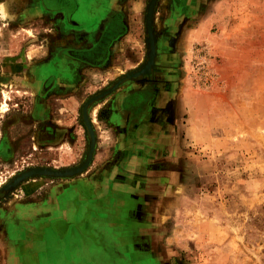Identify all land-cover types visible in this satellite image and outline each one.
<instances>
[{"label": "rangeland", "instance_id": "374dc122", "mask_svg": "<svg viewBox=\"0 0 264 264\" xmlns=\"http://www.w3.org/2000/svg\"><path fill=\"white\" fill-rule=\"evenodd\" d=\"M150 2L120 5L128 33L107 66H83L77 91L41 101L37 65L94 38L67 33L61 17L40 15L37 0H0L8 12H0V264H264V0H157L147 71ZM130 106L138 108L127 140L125 130L110 131L107 109ZM43 107L58 116L54 138L42 132L50 144L40 139ZM85 109L96 138L89 166L13 184L29 170L86 162ZM127 154L116 167L129 176L118 178L113 238L92 220L97 175ZM55 199L72 205L74 219L90 217L89 228L74 223L61 236L62 211L43 216ZM13 235L26 243L11 256ZM35 235L48 246H34Z\"/></svg>", "mask_w": 264, "mask_h": 264}, {"label": "flooded vegetation", "instance_id": "af4514ba", "mask_svg": "<svg viewBox=\"0 0 264 264\" xmlns=\"http://www.w3.org/2000/svg\"><path fill=\"white\" fill-rule=\"evenodd\" d=\"M131 0H39L37 9L39 13L49 16H59L67 31L74 33H85L89 39L94 38L87 47H71L61 53V57H51L48 62L42 63L38 70L33 89L36 97L41 101H47L53 96H63L78 90L84 80V67L101 71L107 66L113 46L125 37L128 33L127 20L120 5ZM90 41V40H89ZM83 67V68H82ZM151 75V74H150ZM57 86V87H56ZM137 106H130L119 109L121 117L119 120L129 138L128 131L131 127L130 115L136 113ZM43 107L42 116L37 119L40 128L41 138L45 144H50L52 137L42 133L45 130H56L55 123L58 121L57 114L53 109ZM125 119L126 121L124 122ZM53 138L55 132L53 131ZM53 140V139H52ZM127 150V148H126ZM127 155L120 159L125 160ZM120 160V161H122ZM121 167V166H120ZM118 172L123 178L128 177V173L123 170ZM123 172L125 174H123Z\"/></svg>", "mask_w": 264, "mask_h": 264}, {"label": "crops", "instance_id": "0c3cea01", "mask_svg": "<svg viewBox=\"0 0 264 264\" xmlns=\"http://www.w3.org/2000/svg\"><path fill=\"white\" fill-rule=\"evenodd\" d=\"M99 4H101V0H98ZM39 2V0H37V3ZM42 15V14H40ZM67 33H70V31H67ZM72 33H74L72 31ZM123 39V38H121ZM49 61V60H48ZM47 60L45 62H48ZM43 62V63H45ZM42 63H39L37 65V69H36V75L38 78V70L39 67L41 66ZM40 65V66H39ZM57 87V86H56ZM108 111V115H109V120L107 122L108 125H111V129L110 131L114 132H120V131H124L126 130V128H124L122 126L123 123L120 122L119 117H121V111L115 107H113V110L107 109ZM99 112V111H98ZM101 113V111H100ZM121 157H118L117 155L115 157H113L110 161L108 165H106L104 167L103 170L99 171V175H97L100 179L101 177V184L99 185L100 190L97 192V195L99 196L98 201H101V206H99L96 209L95 215H97L96 218L92 219L94 220V222H98V226L99 227V231L101 232V229H105L106 233H108L107 235H111L113 238H115L117 236V231L115 230V226H116V211L120 208L121 209V201L118 199V191L119 189H117L118 187V183L119 180L118 178H121V174H119L116 171V167H117V162L122 160L120 159ZM105 162V161H104ZM97 178V180H99ZM99 183V182H98ZM121 189V187H120ZM118 190V191H117ZM123 190V189H122ZM54 203V207L52 205L49 204L48 207H46L45 209H43L44 212H46L43 216H46L47 212H48V216L52 217L55 215L56 219L58 218V210L62 211L63 216L60 217L59 219H57V221L54 223V226L56 228V230L59 232V234L61 236L64 235H68L70 236L71 232L70 230L72 229L73 224H77L78 222H80L78 224V226L81 224V228H83L84 230L86 228H89V226H87V222L92 221L89 218L86 217V219H84V216L80 218V221H78L77 219L73 218V207L70 204H66L64 205L63 208V204H59V202L57 201V199H55ZM85 204V202H84ZM84 204H82V207L79 209H82V211L84 210ZM58 206H61V208H59ZM53 207V208H52ZM114 211L113 213L111 211ZM77 212V210H76ZM101 213H107L109 215L108 218H106V220H102L101 222ZM87 226V227H86ZM107 228V229H106ZM109 229V230H108ZM56 233V231H54ZM70 233V234H69ZM57 234V233H56ZM37 236L39 237V235H35V237H33V242H34V246H42L41 243H44L46 246L47 240L45 239V241H42V237H39V239L37 238ZM112 238V242H115ZM26 243V239H20L19 237L13 235L10 237L9 240V251L11 253V256L13 255V250L18 247V245L24 244ZM48 246V243H47ZM22 247H25V245H23ZM47 250V249H46ZM13 258V257H12Z\"/></svg>", "mask_w": 264, "mask_h": 264}, {"label": "water", "instance_id": "95a60500", "mask_svg": "<svg viewBox=\"0 0 264 264\" xmlns=\"http://www.w3.org/2000/svg\"><path fill=\"white\" fill-rule=\"evenodd\" d=\"M156 3H157V0H156L155 3H154V0H151V2L149 4V7H148V11H147V31H148V34H149L151 47L155 48V52H154V55H153L154 60H155V55H156V44H155V38H154V34H153V15H154V10H155ZM154 60H153V63H154ZM84 118H85V121H86V118H87L86 124H87V126L89 128V131H90V134H91V139H92V142H93L92 145H91L90 154H89L88 159L86 160V162L79 168H76V169H73V170H70V171H63V172H67V173L71 172L70 175L69 174L58 175L57 173L58 172L61 173L62 171H53V170H48L49 173H43L44 175L57 176V177H64V176L71 177V176H75V175L83 172V170H85L89 166V164H90V162L92 160L93 147L95 145L96 138H95V133L93 131L92 125H91V123L89 121L86 109L84 110ZM77 170H79V171H77ZM72 171H77V172L72 174ZM43 174L34 173V174H31V175H28L26 178L22 179V181L25 180V179H28L30 177H35L37 175H43Z\"/></svg>", "mask_w": 264, "mask_h": 264}, {"label": "bare ground", "instance_id": "6f19581e", "mask_svg": "<svg viewBox=\"0 0 264 264\" xmlns=\"http://www.w3.org/2000/svg\"><path fill=\"white\" fill-rule=\"evenodd\" d=\"M156 2V0H154V3ZM2 7V8H1ZM0 12H1V14H3V16H5V17H3L2 16V19L3 18H6V16L8 15V12L6 11V9L1 5L0 6ZM154 52H155V48L154 47H151V50H150V57H149V59H148V65H147V71H148V69L150 68V67H152V64H153V60H154V58H153V55H154ZM147 64V63H146ZM145 67H146V65H145ZM144 67V68H145ZM144 70V69H143ZM144 73V72H143ZM145 74V73H144ZM145 75H148V76H150V74H145ZM86 121H87V118H86ZM42 169H40V170H35V169H33V170H29V171H27V172H25V173H23L22 175H20V176H17L15 179H13L14 180V182H13V184H17L18 182H20V181H22V179H24V178H26L28 175H31V174H34V173H39V174H43V173H49L48 172V170H42ZM77 171H79V170H77ZM77 171H72V174L73 173H75V172H77ZM58 175H65V174H71V172H61V173H57ZM14 196V195H13ZM9 198V197H8ZM13 198V197H12ZM6 200V199H5ZM11 207V206H10Z\"/></svg>", "mask_w": 264, "mask_h": 264}]
</instances>
